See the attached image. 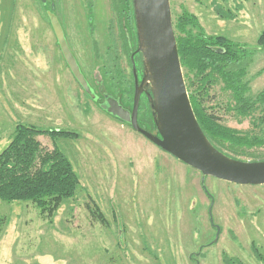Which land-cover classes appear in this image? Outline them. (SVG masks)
I'll return each mask as SVG.
<instances>
[{"label": "rangeland", "instance_id": "374dc122", "mask_svg": "<svg viewBox=\"0 0 264 264\" xmlns=\"http://www.w3.org/2000/svg\"><path fill=\"white\" fill-rule=\"evenodd\" d=\"M170 1L174 24L195 14L207 35L252 50L247 79L252 93L264 89V0ZM123 9V0H0V152L18 124L48 131L38 137L42 146L56 144L80 179L52 216L31 202L0 199V264H264L257 254L264 257V185L209 176L207 193L201 172L103 111L69 70L47 10L100 97L132 108ZM135 60L141 78L143 61ZM215 92L220 98L219 86ZM209 105L228 127L258 129L259 110L253 122L218 101ZM250 148L264 156V145Z\"/></svg>", "mask_w": 264, "mask_h": 264}, {"label": "trees", "instance_id": "16d2710c", "mask_svg": "<svg viewBox=\"0 0 264 264\" xmlns=\"http://www.w3.org/2000/svg\"><path fill=\"white\" fill-rule=\"evenodd\" d=\"M123 3V13L126 14L122 15L120 29L124 50L130 58L135 87L131 60L132 52L137 48L134 9L132 0H123ZM218 13L227 17L221 11ZM128 16L132 17V21ZM174 28L191 103L207 138L217 149L235 159L264 160V156L249 151L253 145H264V89L257 94L252 93L247 79V63L252 60V50L237 45L225 36L207 35L198 16L188 12L177 18ZM127 32L131 35L132 46ZM260 42L264 43V35ZM137 56L141 57L139 54ZM218 86L222 93L220 98L216 92L211 94ZM128 91L126 87L124 94H128ZM210 100L221 103L227 112L234 113L239 120L252 119L257 122L253 118L259 110V124H255L258 129L243 133L224 125L214 106L209 105ZM132 101L127 99V102ZM140 105L139 122L155 130L147 96H142ZM144 105L148 115L143 120L141 111ZM45 134L49 132L25 124L17 125L14 137L0 152V199L31 202L42 213L52 216L64 201L76 194L80 179L72 163L56 144L52 149L42 146L38 137ZM257 254L264 261V257Z\"/></svg>", "mask_w": 264, "mask_h": 264}, {"label": "water", "instance_id": "95a60500", "mask_svg": "<svg viewBox=\"0 0 264 264\" xmlns=\"http://www.w3.org/2000/svg\"><path fill=\"white\" fill-rule=\"evenodd\" d=\"M41 1L47 4V0ZM132 3L137 32V48L131 55L135 82L132 108L125 107L120 98L111 94L100 97L72 52L58 16L50 10L47 12L63 58L77 83L93 101L99 103L103 111L201 172L203 187L209 176L238 185H264V160L245 161L226 155L211 143L199 124L179 55L171 1L132 0ZM127 37L132 46L129 32ZM136 54H141L143 61L141 78L135 62ZM143 94L152 107L155 124L153 131L139 122ZM220 229L217 227L215 241Z\"/></svg>", "mask_w": 264, "mask_h": 264}, {"label": "flooded vegetation", "instance_id": "af4514ba", "mask_svg": "<svg viewBox=\"0 0 264 264\" xmlns=\"http://www.w3.org/2000/svg\"><path fill=\"white\" fill-rule=\"evenodd\" d=\"M49 10H47V12H48ZM55 13V12H54ZM56 14V13H55ZM47 16H48V14H47ZM49 18V17H48ZM51 24V23H50ZM52 27V26H51ZM53 29V28H52ZM54 32V31H53ZM55 35V34H54ZM66 35V34H65ZM56 37V36H55ZM67 38V37H66ZM56 40H57V38H56ZM68 41V40H67ZM57 44H58V42H57ZM70 46V45H69ZM58 48L60 49V47H59V45H58ZM60 52H61V49H60ZM73 52V51H72ZM61 54H62V52H61ZM136 55H138V54H136ZM139 55H141V54H139ZM63 56V55H62ZM69 68V67H68ZM90 83V82H89ZM134 84H135V82H134ZM92 86V85H91ZM93 87V86H92ZM135 88V87H134ZM95 89V88H94ZM134 93H135V89H134ZM145 94H143L142 96H144ZM146 96V95H145ZM91 99V98H90ZM141 99H142V97H141ZM133 101H134V96H133ZM133 101H132V105H133ZM141 104V103H140ZM124 105V104H123ZM141 106V105H140Z\"/></svg>", "mask_w": 264, "mask_h": 264}]
</instances>
